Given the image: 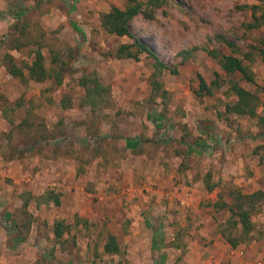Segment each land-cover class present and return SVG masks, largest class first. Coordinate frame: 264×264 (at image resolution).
<instances>
[{
	"label": "rangeland",
	"instance_id": "rangeland-1",
	"mask_svg": "<svg viewBox=\"0 0 264 264\" xmlns=\"http://www.w3.org/2000/svg\"><path fill=\"white\" fill-rule=\"evenodd\" d=\"M127 1L0 0V221L14 218L28 196L25 192L43 190L28 200L34 220L27 237L16 236L13 241L12 233L5 231L9 248L0 250V264H164L165 255L166 264H264V202L252 216L256 229L237 247L243 250L239 256L217 236L227 212L216 216L205 209V214L195 212L217 192L205 190L207 172L223 186L232 183L244 192L264 190V132L254 118L223 111L225 103L235 99L228 89L233 79L258 91L257 111L264 112V57L259 50L249 54L251 46L264 51V22L251 29L244 26L253 20V12L264 15V0H166L153 18L138 14L128 22L132 37L106 33L100 15L112 6L124 8ZM15 22H26L25 30L13 28ZM216 35L232 42L235 52L214 39ZM133 37L168 67L156 69L146 53H140L138 60L117 57L118 46L131 43ZM15 41L23 44L17 46ZM39 42H45L41 50L47 68L65 62L62 83L50 78L23 84L3 66L5 53L20 66L30 64ZM202 47L240 57L254 83L238 73L226 75ZM183 50L191 54L185 57ZM88 74L110 90V104L96 125L100 136L108 139L101 141L103 151L97 156L93 155L97 139L86 137L92 133L87 129L90 108L79 105L84 92L79 78ZM199 75L208 85L215 80L210 94L200 92ZM64 98L70 102L66 108ZM18 99L23 105L10 110ZM27 107H32L29 114L24 111ZM4 110L15 123L24 116L31 121L33 135L41 130L38 124L48 130L59 120L66 134L47 144L40 138L28 142L23 131L18 133L2 118ZM88 145L91 152L83 150ZM53 148L60 153L54 156ZM72 154L91 161L84 163ZM127 188L137 191L130 194ZM46 190L62 195L58 206L42 202ZM69 193L77 200L76 210L70 206ZM137 215L150 229L140 242L147 249L135 247L139 261L127 259L131 240H126L124 230L119 233L120 252L105 253L103 242L114 229L110 222ZM56 220L70 226L60 240L52 237ZM201 223L211 232L200 230ZM192 228L199 237L205 236L204 244L188 246L195 235L189 232Z\"/></svg>",
	"mask_w": 264,
	"mask_h": 264
},
{
	"label": "trees",
	"instance_id": "trees-1",
	"mask_svg": "<svg viewBox=\"0 0 264 264\" xmlns=\"http://www.w3.org/2000/svg\"><path fill=\"white\" fill-rule=\"evenodd\" d=\"M164 5H167L166 0H128L124 8L112 6L107 12L102 13L100 15V27L108 34H115L117 36L127 35L132 37L128 29V22L138 14H143L146 18H153L155 10ZM252 18V21L244 23L245 28L251 29L259 27L264 22L263 14L257 16L253 12ZM26 25V22L21 24L15 22L13 28L22 31L25 30ZM214 39H219V43H225L232 49V52H235L236 48L232 42L225 40V38L220 35L214 36ZM16 41L15 44L17 46L23 44L22 41H19V43ZM42 43L44 45L45 42ZM42 43L39 42L38 46L33 50V60L30 62V64L26 63L24 67L18 65L10 54L5 53L2 56L1 61L6 71H8L11 76L17 78L23 84H26L29 79L36 82H41L50 78L53 79L56 84L62 83V71L65 69V62L62 61L59 62V64L57 62L59 68H47L45 66V56L41 50ZM13 46L16 47L14 44ZM202 48L209 56L217 59L221 69L226 75L238 73L241 78L245 79L247 82L254 83L252 72L249 70L248 66L243 63L240 57L234 55L233 53L224 54L216 48ZM250 49L251 50L249 54L256 53L257 50H259V52L264 57V51L258 47L251 46ZM116 53L117 57L132 58L135 60L139 59L140 53H146L148 56L153 58L156 69L161 70L168 67L158 58L157 54L150 47L135 37H133V41L131 43L119 45ZM180 53L185 54L186 57V55L191 54V51L183 50L180 51ZM245 55L248 56V53L246 52ZM185 57L183 56V59H186ZM60 59L62 58L60 57ZM53 63H56V61L54 60ZM170 71L175 73L176 69L170 68ZM152 75H155V72H153ZM199 79L200 92L205 91L203 93L210 94L212 92L211 86L216 85L215 80H212L210 85H208L204 78H202L200 75ZM152 83L155 88H159V84L156 79L153 78ZM79 84L84 89V92L79 99V105L81 107H89L92 114L90 116L89 124L87 125V129L92 128V133L87 134L86 137L97 139L95 144L97 145L96 148L93 149V147L88 145V147L83 148V150L88 148V152H91L93 149V155H101L103 151V146H100L102 145L101 141H105L108 138L100 136L98 126L96 125L97 121L100 119L99 115L101 114L102 109L104 107H108L110 104V90H108L107 86L102 84L97 76L90 74L81 76L79 78ZM228 89L235 96V99L231 102L225 103L223 111L225 113L235 114L236 116L254 118L258 129L261 132H264V112L260 114L257 111L261 104L258 91L247 89L233 79L229 80ZM22 102V99L16 100L12 106H9L10 110L14 111L15 109L19 108L23 105ZM69 103L70 102L68 98L62 99V107H68ZM31 108H25V114H29ZM4 111L5 112L2 114V118L7 121L9 125H11L18 133L23 131V134H25L24 136H27L26 139L28 142L30 139H32L30 141L33 142V140L40 138L47 144L50 143V140H54L55 138L62 137L66 134L61 124L62 120H59L52 126L53 128L51 127L48 130L44 124H38V126L41 127V130L38 136L33 135L30 133L33 123L25 116L23 119H21V121L15 123L12 118L7 116L6 110ZM182 139L187 141L185 136H183ZM63 151H61V153ZM57 152L58 154L60 153L58 149H52L54 156ZM64 153H66V155H71L70 151H64ZM73 156L77 159L79 158L84 163H89L91 161V159L87 158V156ZM203 181L204 188L207 192H212L217 189L215 200L212 202L214 209L216 211L223 210L227 212L226 219L219 227V233L221 237H223L225 241L232 247H236L239 244L244 243L250 237L252 231L257 227L255 221L252 219V216L261 211V206L264 202V190L256 189L250 192H244L240 187L235 186L232 183L223 186L220 180L213 181L211 179L210 172H207L204 175ZM59 196L60 195L53 190H46L40 199L43 200V202H51L53 205L58 206L60 204ZM30 198H32V196L28 194L22 204L18 207L19 212L16 211L14 214V228L23 239L27 237L30 226L34 220L33 215L30 211H28V200ZM69 228L70 226L63 220H56L52 227V237L56 240L62 239L63 233L65 231L69 232ZM103 251L109 254H117L120 252L119 244L113 234L109 233L107 235V239L103 244Z\"/></svg>",
	"mask_w": 264,
	"mask_h": 264
},
{
	"label": "crops",
	"instance_id": "crops-1",
	"mask_svg": "<svg viewBox=\"0 0 264 264\" xmlns=\"http://www.w3.org/2000/svg\"><path fill=\"white\" fill-rule=\"evenodd\" d=\"M63 168H66V167H63ZM49 169V168H48ZM64 172V171H63ZM65 175H66V173H64ZM64 189H59V191H63ZM35 191H37V192H35ZM127 191H128V193H135L137 190H135L134 188H127ZM139 191V190H138ZM140 192V191H139ZM32 193V192H31ZM33 193H35L36 194V196H35V198H37V196L38 195H40L41 193H43V190L41 189V190H33ZM30 194L29 192H25V194H29V195H31L32 197H34V195L35 194ZM61 194V193H60ZM23 195V193H21V196ZM69 196L71 195V198H69L70 199V203H71V205L70 206H73L74 207V209L75 208H77V200H76V198H75V196L74 195H72L71 193H69L68 194ZM62 196V195H61ZM61 196H59V198L61 199ZM71 200L73 201V203L71 202ZM156 200H158L157 202H159V199H156ZM215 200V198H211L210 200H208L207 202H208V204H207V206H205V207H202V206H200L199 208H196L195 209V212H197L199 215H200V213H203V214H205L204 213V211L202 210V209H205V211H207V212H210L209 214H213V215H217V213L219 212V211H216L215 209H214V207L212 206V202ZM129 201H132V200H129ZM43 202V201H42ZM182 203H183V200L181 201ZM195 203L196 202H199V200H196V201H194ZM60 203H61V200H60ZM131 203V202H130ZM133 203V202H132ZM156 202H154V204L152 203V205H156L155 204ZM191 203V202H190ZM193 203V202H192ZM191 203V204H192ZM21 204H22V202H21ZM20 204V205H21ZM53 204V203H52ZM152 205H151V203H150V206L152 207ZM188 205H190V204H188ZM194 205V204H193ZM192 205V206H193ZM195 206V205H194ZM138 207V206H137ZM195 207H197V206H195ZM76 210V209H75ZM81 212V211H80ZM163 214H165V212H162ZM12 214H13V212H12ZM135 214V213H134ZM202 215V214H201ZM203 217L205 216V215H202ZM140 216L139 215H137V216H134L133 218H125L124 220L123 219H113V221H111L110 223L111 224H113L114 225V229H113V227H112V229H110V231H109V233H111V234H113L115 237H116V239H117V242H118V239H119V233H122V231L124 230L125 231V238H126V240H131V241H129L130 242V244H131V246H129V248L128 249H126V255H127V259L129 258H131L134 262H138L139 260L138 259H136V256L134 257V255H135V247L136 248H141L142 249V251L144 252L146 249H147V247L146 246H144V244H140V242L142 241L141 240V238L144 236V233L146 232V234H147V232H149L150 231V229L148 228V225H146V226H144L143 224H141L140 223ZM205 218V217H204ZM0 219H2V217L0 216ZM3 219H5V217H3ZM131 219H135V221L134 222H130L131 221ZM205 219H208V218H205ZM254 220V219H253ZM11 223V224H9L8 225V223ZM218 222V221H217ZM5 225H4V224ZM14 224H15V218H13L12 219V217H10V219H8V221L7 220H2V221H0V250L1 249H3L4 247H5V249L6 248H9V246L7 245V243H6V238H5V234H6V230H8L10 233H12V235H13V241H16V239H15V237L16 236H20L19 234H18V232L15 230V228H14ZM201 225H202V223H201ZM9 226V227H8ZM202 226H204V225H202ZM116 227V228H115ZM208 228H207V226H204V228L203 229H200V230H202V231H206ZM189 231V230H188ZM189 232H191V234H195L193 237H190V240H189V244H188V246L189 245H192V246H196L197 245V243L199 242V243H203L204 244V241H205V236H198V235H196L198 232L196 231V230H194L193 228H192V231H189ZM207 232H211L210 231V229H208L207 230ZM14 233V234H13ZM152 233H153V230L151 231V236L150 237H148V239H149V242L151 243L152 241H151V237H152ZM167 233V232H166ZM166 233H163L164 235L166 234ZM108 235V234H107ZM150 235V234H149ZM217 236L219 237V236H221L220 235V233H219V231H218V233H217ZM20 238H22L21 236H20ZM23 239V238H22ZM105 242V241H104ZM103 242V243H104ZM119 243V242H118ZM142 243V242H141ZM227 246H228V249H229V251H230V253L231 254H235V255H241L242 254V252H243V250L242 249H237V247L239 246H236V247H232L229 243H227ZM120 247V246H119ZM102 248H103V246H102ZM151 248H149V250H150ZM139 250V249H138ZM143 261H147L146 259H144L143 258ZM149 261H151L150 259H149ZM163 261H164V264H166L167 263V258H166V255L165 256H163ZM149 263V262H148Z\"/></svg>",
	"mask_w": 264,
	"mask_h": 264
}]
</instances>
